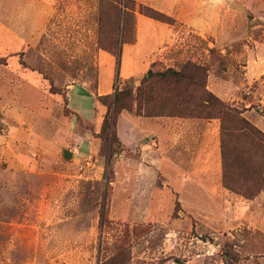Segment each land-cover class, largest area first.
<instances>
[{
  "label": "rangeland",
  "instance_id": "obj_1",
  "mask_svg": "<svg viewBox=\"0 0 264 264\" xmlns=\"http://www.w3.org/2000/svg\"><path fill=\"white\" fill-rule=\"evenodd\" d=\"M178 1L0 0V96L34 109L0 132V264H264L263 191L252 199L232 191V202L199 183L179 192L174 171L157 170V135L128 138L129 115L152 126L190 118L147 116L161 103L140 109L136 91L150 68L189 61L207 68L209 91L264 132V0H204L190 18L177 17ZM160 22L171 29L162 49ZM19 76L36 78L38 95L14 92ZM98 78L113 92L134 91L111 148L70 107L91 111L93 98L81 88L67 95L72 85L95 89ZM108 104L96 110L101 121ZM188 158L182 153L183 167ZM244 178L238 183L254 188Z\"/></svg>",
  "mask_w": 264,
  "mask_h": 264
},
{
  "label": "trees",
  "instance_id": "obj_2",
  "mask_svg": "<svg viewBox=\"0 0 264 264\" xmlns=\"http://www.w3.org/2000/svg\"><path fill=\"white\" fill-rule=\"evenodd\" d=\"M142 11L159 20L165 18V14L152 7ZM110 54L118 57L120 49ZM207 71L204 65L191 61L180 69L170 67L155 71L150 68L136 89L138 106L140 109L144 106L150 108L151 103L160 101L159 110L152 112L148 109L147 116L219 119L222 183L227 189L252 199L264 192V152H259L264 151V132L207 89ZM133 94V88H117L97 97L99 105H106V101L109 103L98 134L109 148L114 142H119L117 118L123 110L133 109L127 104ZM243 176L246 181L254 180L256 189L248 184H239Z\"/></svg>",
  "mask_w": 264,
  "mask_h": 264
},
{
  "label": "crops",
  "instance_id": "obj_3",
  "mask_svg": "<svg viewBox=\"0 0 264 264\" xmlns=\"http://www.w3.org/2000/svg\"><path fill=\"white\" fill-rule=\"evenodd\" d=\"M241 1L242 0H225L227 4L230 2L232 3ZM162 2L167 4L166 0H162ZM178 2L179 5H177L176 9L174 10L177 12V17H185V15H188L187 17L190 18L191 14L195 12L198 13L201 9L200 5H196L194 7L192 4L197 2L202 3L204 0H179ZM203 9L204 6L202 7V10ZM165 11L168 13L171 12L169 11L168 5H165L164 12ZM160 24L162 25V28H164L163 31L165 35L163 38L164 41L162 43V47L160 48L162 49L164 47L163 44L167 41V36L171 29L167 28V25H165L166 23L164 22H160ZM104 59L105 62L107 61L109 63H112L113 61V57L109 55H106ZM148 68L142 70L140 74L144 73ZM128 78L130 77L124 75L123 78H120V80H125ZM105 84H103V82L100 83V79L98 78V84L95 89H90L86 84H77L72 85L67 93L69 99L71 93H73L77 88H81L87 95L93 98L92 107L90 109L91 111H85V109L81 106H73L71 103L70 107L72 108L73 112L79 116L85 117L87 119L89 118L91 121H93V123H95V127L98 129H100L101 126V117L99 118V116L96 115V110L99 109L97 97L111 93L114 89L113 85V87L108 90L109 87ZM15 85L14 92L15 90L26 91L28 88L29 90H32L35 95H38V81L36 78L35 81L31 82L27 77L19 76V78L16 79ZM84 92H82V94ZM31 106L32 103L30 101H18L15 97L12 99L11 96H0V132L4 131L3 126H7L9 128L12 125L18 124V122L23 121L26 118L24 114L34 110L31 108ZM128 117H131V120H128L127 125V131L129 134L128 138L134 137L137 134H141L142 137H145L148 135V133L153 132L157 135L159 142V148H157L159 150V156L157 158V170L161 172H163L165 169L170 171L173 170L174 174H176L175 178L177 177L174 185L178 188L177 190L179 192H183L184 190H182V188L180 189V186L186 188V186L189 184L198 185L199 183V185H203L204 187L208 186L210 188L209 193L222 192L224 196H229V200L231 202L234 199L231 194H234L237 197V194L230 191L226 187L220 186L221 190H219V187H217V184L219 180L221 181L222 176L220 126L218 127L217 124H213V122L205 119L177 118L175 121H173L174 119H170V117H168L167 120H164V117H157L155 120H153L155 121V124L152 126L148 124V117L138 116L139 119L133 115H129ZM0 135L3 136L2 133H0ZM86 136L90 137V133L87 132ZM4 141L6 142L5 138L3 139V142ZM156 141V138L152 140V142L155 144ZM9 144L10 142L7 141V145ZM141 145L142 149H148V147L152 144L141 142ZM176 150L177 152L180 151L181 153L177 154ZM182 153H187L189 155V158L185 160V167H183L184 164H182ZM139 165L140 167L141 165L143 167L145 164L143 161H140L138 166ZM196 170L200 171L202 178H205L203 180L204 182L195 178L194 172ZM165 175L167 174L165 173ZM214 178L218 180L217 184H214V181L210 182L209 184H205V182L208 183L210 180H214Z\"/></svg>",
  "mask_w": 264,
  "mask_h": 264
}]
</instances>
